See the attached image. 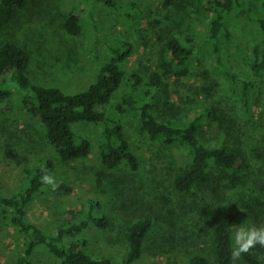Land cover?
Wrapping results in <instances>:
<instances>
[{"label":"rangeland","instance_id":"374dc122","mask_svg":"<svg viewBox=\"0 0 264 264\" xmlns=\"http://www.w3.org/2000/svg\"><path fill=\"white\" fill-rule=\"evenodd\" d=\"M113 1L115 5L105 0H29L16 20L0 29V45L13 40L29 50L28 74L35 83L75 93L97 79L101 66L113 56V46L132 43L133 52L123 67L127 80L135 72L143 77L141 101L154 105L160 121L186 123L203 114L199 134L209 146L231 145L239 139L247 155V164L238 170L243 180L233 183L232 169L213 165L210 185H196L189 193L178 191L175 173L191 162L190 148L142 132L137 110L121 115L111 109L125 124L132 149L139 156L137 170L124 165L107 168L100 149L105 128L88 121H77L72 129L78 140H91L92 152L75 161H63L44 125L29 115L20 102L22 96L16 94L14 102L4 103L0 111V195L21 193L29 183L26 168L44 166L51 160L50 174L58 185L65 183L72 191L60 193L48 185L27 206L30 222L56 233L59 226L81 220L94 201L98 205L95 212L109 215L111 225L100 228L93 223L73 237L86 240L88 252L123 264L129 246L128 226L149 218L152 227L143 255L132 264H184L196 253L212 251L210 212L215 205L243 208L244 199H260L255 205L264 215V69L256 72L253 68L264 53V0H243L249 13L235 7L228 15L229 32L221 34L219 53L207 39L211 0ZM73 11L84 17L79 35L69 33L64 25ZM171 34L193 38L192 45L202 48V62L195 54L186 76H173L166 92H155L149 85L150 73L161 62L165 49L161 38ZM246 82L249 106L243 97ZM130 90L129 83L123 82L111 103L121 101ZM213 109L218 120L209 116ZM11 215L9 207L0 206V264H15L27 244ZM33 261L65 264L42 244L35 248Z\"/></svg>","mask_w":264,"mask_h":264},{"label":"trees","instance_id":"16d2710c","mask_svg":"<svg viewBox=\"0 0 264 264\" xmlns=\"http://www.w3.org/2000/svg\"><path fill=\"white\" fill-rule=\"evenodd\" d=\"M105 2L116 4L113 0ZM28 3L29 0H1L0 29L13 23ZM243 5V0H211L208 8L207 39L216 53L222 50L220 44L222 32H229L226 26L228 15L235 7L249 13ZM261 22L264 27V21ZM83 24V15L73 11L67 16L64 25L69 33L79 35L83 31ZM161 39L165 42L161 62L150 73L149 85L155 92H166L173 76H186L195 54L198 55V61L202 62V48L192 45L193 38L185 39L171 34ZM111 49L113 56L101 66L97 79L83 91L67 93L59 86L35 83L28 74L31 63L29 50L17 41H5L0 45V111L4 103H13L15 95L18 94V97L21 95L20 102L33 119L44 125L48 140L63 161H75L87 157L92 152L91 140L88 138L78 140L72 124L77 121L100 123L105 128V140L100 146L103 164L107 168L124 165L137 170L140 166L139 156L132 149L125 124L111 114V109H116L121 115L137 110L142 132L167 144L180 143L190 148L191 162L175 173L174 185L178 191L189 193L196 185H210L213 180V165L232 169V182L240 183L243 177L238 170L247 164V155L239 139L236 138L231 145L205 144L199 134L203 114H198L186 123L160 121L153 111L154 105L149 101H141L139 97L143 77L135 72L127 80L123 63L132 54L133 44L125 43ZM253 68L256 72L264 69V53ZM226 72L230 75V71ZM125 81L129 83L130 92L116 104L111 103L116 89ZM248 87L249 83L246 82L243 87L246 106H249L250 101ZM209 116L214 120L220 118L215 109L210 111ZM51 168V160L44 166L26 168L29 175L27 187L21 193L12 196L0 195V206L12 210V223L18 226L27 238L24 252L15 264H34L33 254L40 244L48 247L65 264H113L110 257H97L88 252L85 248L86 240L73 238L93 223L100 228L111 225L109 215L95 212L98 207L96 202H91L90 208L81 220L59 226L56 233H50L27 219V206L48 186L41 182V176L44 172L50 174ZM213 189L219 193L218 186H214ZM55 190L70 193L72 187L63 183ZM260 203V199H244L243 208L215 205L210 212L212 251L196 253L184 264H264V247L260 245L251 249L249 253L242 254L236 261H232L230 257L236 227H240L242 223L245 226L264 227V215L255 205ZM151 227L152 222L149 218L139 219L128 226L126 237L129 246L123 264H132L143 255L146 237Z\"/></svg>","mask_w":264,"mask_h":264},{"label":"clouds","instance_id":"9594fccd","mask_svg":"<svg viewBox=\"0 0 264 264\" xmlns=\"http://www.w3.org/2000/svg\"><path fill=\"white\" fill-rule=\"evenodd\" d=\"M41 182L50 185L52 190L58 186L55 177L48 172H44L41 176ZM233 239L234 247L231 249L230 257L232 261H236L242 254L249 253L257 245L264 247V227L245 226L242 223L236 229Z\"/></svg>","mask_w":264,"mask_h":264}]
</instances>
